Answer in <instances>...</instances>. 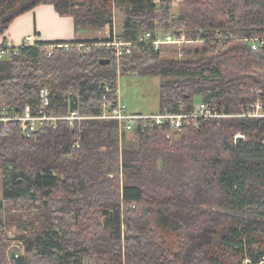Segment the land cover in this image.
<instances>
[{
    "label": "trees",
    "instance_id": "1",
    "mask_svg": "<svg viewBox=\"0 0 264 264\" xmlns=\"http://www.w3.org/2000/svg\"><path fill=\"white\" fill-rule=\"evenodd\" d=\"M174 1L0 0V36L46 3L72 16L77 31L109 27L112 36L115 9L125 6L120 36L128 40L157 21L190 38H211L217 30L232 37L223 50L209 41L182 61L162 59L164 48L135 47L118 66L115 52L102 44L111 38L45 42L1 60L0 106L36 111L40 90L48 87L51 113L68 115L75 94L79 114L92 118L73 126L59 121L30 136L18 125L0 134V212L6 216L0 264H9L7 226L27 232L18 238L26 264H80L83 255L102 261L97 264H264V118L206 122L174 140L167 125L138 128L136 146L120 144L116 120L96 118L102 96L116 102L119 77L131 74L170 78L160 85L159 111L190 110L196 99L232 114L264 103V72H258L264 48L234 42L264 36V0H182L176 17ZM50 45L56 46L51 56ZM104 59L111 64L102 65ZM239 133L246 138L237 144Z\"/></svg>",
    "mask_w": 264,
    "mask_h": 264
},
{
    "label": "built area",
    "instance_id": "2",
    "mask_svg": "<svg viewBox=\"0 0 264 264\" xmlns=\"http://www.w3.org/2000/svg\"><path fill=\"white\" fill-rule=\"evenodd\" d=\"M179 1L181 2L182 0H175L173 7L178 4ZM109 38H111L109 42L102 44L108 46L115 52L119 64L123 57L133 54L135 47L160 50L167 46H182L196 43L204 44L210 41L212 44H218L219 50H223L225 48L224 42L229 41L232 37L230 35L225 37L221 30H217L214 37L211 38H190L183 30H163L157 21L152 30L146 32L137 40H128L116 33H113L112 36L110 34L108 39ZM234 42L247 43L252 51H259L264 48V36L250 35L248 37H237L234 38ZM32 44L31 37L26 38L21 45H15L12 40L3 38L1 35L0 61L21 55L23 50L31 47ZM81 46L83 45H80V47ZM55 47V45H50L51 51L49 52V56L53 54V49ZM59 47L68 48V45H60ZM118 66H120V64ZM106 91L108 93L113 92L109 87L106 88ZM254 93L260 94L262 91L260 89H254ZM39 100L40 104L36 111L32 110L29 105L22 111L11 110L4 105L0 106V134H7L12 131L13 126L18 125L24 135L30 136L32 133L39 131L40 128L45 126L57 128L59 121H67L73 126L77 120L80 121L92 118L81 116L78 110H69V114L66 116H58L51 113L52 92L48 87H43L40 90ZM96 118L116 120L121 134L132 133L138 128L145 131L167 125L170 127V132L167 137L170 140H174L178 138V135L182 134L183 129L199 128L206 122H216L217 125L221 126L225 121L231 118L247 120L263 119L264 103L258 100L246 108H243L238 114L228 113L203 101H200L198 104L195 103L190 110H187V108L182 105L177 111L164 110L152 114H142L129 113L126 106L119 99L112 103L108 99L107 94H105L102 96V113ZM74 147H80L78 140H76ZM23 247L22 242H13L10 244V250L12 248L23 249ZM14 254L20 255L15 250L9 252V264H15V261L12 259V255ZM247 262L248 260L246 263Z\"/></svg>",
    "mask_w": 264,
    "mask_h": 264
},
{
    "label": "rangeland",
    "instance_id": "3",
    "mask_svg": "<svg viewBox=\"0 0 264 264\" xmlns=\"http://www.w3.org/2000/svg\"><path fill=\"white\" fill-rule=\"evenodd\" d=\"M181 2L179 1L178 4H176L173 7V15L176 17L180 14ZM115 25L117 28V34L123 32L125 21H126V11L125 6L123 7H117L115 9ZM103 35V34H102ZM101 35V36H102ZM100 39H103L100 37ZM203 50V44L196 43V44H186L182 46H167L164 47V50L161 53V58L164 60H176V61H182V60H189L192 56L186 55L187 52L192 51H202ZM259 73L264 72V68L258 69ZM170 78H164L159 76H142V75H126V76H120L118 80L117 85V95H119V100L126 106V109L129 113H142V114H152L159 112V103H160V85ZM199 103V99H196V104ZM236 118H231L227 121H225L222 125L229 124L233 122ZM128 135L130 137H125V135ZM133 133H120V141L122 144L123 142H127L128 144H131L132 146H136L138 144V139L135 138V135H132ZM241 135V136H240ZM244 135L239 133L236 135V140L239 137H243ZM244 139L246 136L243 137ZM120 184H122L125 181V177L123 174L119 175ZM2 180L3 175L2 171L0 169V198H2L3 195V189H2ZM13 213H20L19 208L12 209ZM6 219V216L3 212H0V219ZM102 221V220H101ZM4 231L7 233V236L11 239V243L13 242H20L19 236L22 234H26V231L20 230L16 227H6L4 228ZM124 231L126 232V227H124ZM17 251L19 254L25 255V248L23 249H17L12 248L10 252ZM98 262H102L101 260L92 257L90 255H83L81 257V263L80 264H97ZM246 264V261L244 262Z\"/></svg>",
    "mask_w": 264,
    "mask_h": 264
},
{
    "label": "crops",
    "instance_id": "4",
    "mask_svg": "<svg viewBox=\"0 0 264 264\" xmlns=\"http://www.w3.org/2000/svg\"><path fill=\"white\" fill-rule=\"evenodd\" d=\"M113 33H118L116 25ZM110 34L109 27L96 31H77L72 16H63L56 11L54 5L43 3L17 17L2 37L12 40L15 45H21L26 38L31 37V47H39L45 42L108 38Z\"/></svg>",
    "mask_w": 264,
    "mask_h": 264
},
{
    "label": "water",
    "instance_id": "5",
    "mask_svg": "<svg viewBox=\"0 0 264 264\" xmlns=\"http://www.w3.org/2000/svg\"><path fill=\"white\" fill-rule=\"evenodd\" d=\"M110 59H104L101 60L102 65H110L111 64ZM79 109V98L77 95L72 94L71 95V102H70V111H76ZM243 137H239L236 140L237 144H240L241 141H243ZM12 259L15 261V264H26V256L24 254L20 255H12Z\"/></svg>",
    "mask_w": 264,
    "mask_h": 264
}]
</instances>
